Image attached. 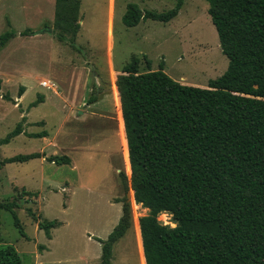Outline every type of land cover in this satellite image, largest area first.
Instances as JSON below:
<instances>
[{
	"label": "trees",
	"instance_id": "16d2710c",
	"mask_svg": "<svg viewBox=\"0 0 264 264\" xmlns=\"http://www.w3.org/2000/svg\"><path fill=\"white\" fill-rule=\"evenodd\" d=\"M173 1V8L162 13L142 11L130 3L122 23L127 28L146 20L168 23L184 4ZM204 1L228 60L220 77L210 80L207 88L182 85L164 73L163 63L152 71L146 57L145 72L139 71L140 60L133 57L116 77L129 189L134 205L150 209L138 220L144 264H264V0ZM54 3L53 35L75 48L80 1ZM34 34L26 29L19 35ZM14 35L3 33L0 48ZM96 100L90 97L87 103ZM24 121L0 145L23 133ZM44 136V132L30 135ZM41 157L16 155L0 164ZM46 161L70 164L65 155ZM119 178L128 190L124 173ZM118 202L122 207L117 225L105 240L98 239L100 264H111L114 245L131 228L130 204L125 199ZM15 208V202L0 200V212H10L24 236ZM160 212L170 214L175 227L158 222ZM28 213L47 239L61 225L56 220L38 221ZM0 264L22 263L16 250L6 246L0 249Z\"/></svg>",
	"mask_w": 264,
	"mask_h": 264
},
{
	"label": "rangeland",
	"instance_id": "374dc122",
	"mask_svg": "<svg viewBox=\"0 0 264 264\" xmlns=\"http://www.w3.org/2000/svg\"><path fill=\"white\" fill-rule=\"evenodd\" d=\"M104 1L106 0H82L80 13L84 24L73 49L67 44L59 43L52 34L54 0H0V36L6 31L15 33L14 37L0 48V140L21 122L20 114L25 111L23 107L36 101V91L46 95L50 92L36 86L38 82H35V89L27 91L20 102L22 105L14 108V101L21 87L19 81L33 82L27 79L28 77L24 79L14 74L30 70L32 73L41 74L44 79L58 80L66 86L78 88L83 83L84 75L80 71H74L76 68L73 70L67 66L68 55L72 56L74 65H79L84 63L83 58L92 49L98 52L94 54V58L97 59L87 60L91 70L94 72L98 64L104 65L106 45ZM130 3L136 4L142 11L156 13L166 12L174 6L173 0H116L112 55L117 66H123L133 57H137L140 60L139 71L142 73L147 70L144 61L146 57L151 62L153 70H158L159 64L163 63L164 73L172 80L199 88H207L210 80L220 77L226 71L228 60L221 53L216 30L207 13L208 4L204 0H184L179 15L170 26L147 20L145 24L127 28L122 23V16ZM26 29H31L35 34L26 36L28 38L17 35ZM51 30L52 33L49 32ZM144 32L150 37L148 40L140 39V34ZM37 35H44L49 41L31 39ZM87 42L94 48L89 47ZM12 61H19V67L24 69V72H14L13 68L8 66ZM84 66L86 64H83ZM50 74H53V78H50ZM90 79L93 80L92 77ZM99 93L101 91L94 85L93 94L97 97ZM89 95H86L87 101ZM7 97L12 101L7 100ZM49 114V103H46L45 107L38 105L31 110L29 120L40 121L35 119L38 117L42 119V116ZM103 123L104 120L89 115L86 120H82V123H77L74 127L77 135L75 139L81 131L83 133L90 130V134L107 131L108 127ZM100 124L103 127L99 126ZM68 127L71 129V126ZM22 129L28 132L42 130L38 126L25 127V124L22 125ZM64 143L66 142L59 138L55 141L58 149H47L46 152L48 155L53 152L57 156L66 155L60 148ZM45 147L46 143L41 140L21 134L12 138L9 143L0 145V163L16 155L39 152ZM75 153L74 151L73 155ZM94 160L104 162L107 167L112 168L116 165L120 167L117 177L108 168L95 169L92 177L86 179L92 186L89 190H82L75 184V173L68 166H56L42 159L0 164V200L16 203L17 208L14 212L24 233L22 236L19 228L15 227L12 214L2 210L0 249L6 246L13 247L22 264H100L101 246L98 239L107 238L121 215V205L110 203L111 196L118 193V197L113 198L114 202H118L127 200L129 192L131 228L114 245L111 264H141L136 245L135 224L139 219L149 215L150 209L140 204L134 205L133 194L129 189V166L127 168L128 164L123 163L122 157L121 159L99 157L98 160L92 157L91 161ZM121 172L126 176L128 190L121 184L119 178ZM99 181L103 186L97 188L96 183ZM67 183L69 186L64 189ZM26 192L32 195L29 196ZM28 211H31L38 221L56 220L61 223L54 233L52 242L48 241L43 230L38 229L36 221ZM156 220L163 226L175 227L168 213H158Z\"/></svg>",
	"mask_w": 264,
	"mask_h": 264
},
{
	"label": "crops",
	"instance_id": "0c3cea01",
	"mask_svg": "<svg viewBox=\"0 0 264 264\" xmlns=\"http://www.w3.org/2000/svg\"><path fill=\"white\" fill-rule=\"evenodd\" d=\"M79 1H80V8H81L82 0H79ZM104 3H106L105 5L106 45H105V51H104L105 54L103 56L105 60L104 65L100 66V64H98L97 67L95 65L97 69L94 72L91 70L90 66L88 65L87 60L97 59V57L94 58V54L98 52V51H92V49H90L88 53L89 55L87 54L83 58L84 60L82 61L84 63H81L79 65H76V64L74 65L72 63V56L68 55L66 57L67 66L72 68L73 70L76 68L74 71H80L81 74L84 75L82 85H80L78 88L66 86V84L62 83L61 81L60 82L58 80L50 81V80L44 79L45 77H42L41 74L36 73V72L32 73L30 72V70L29 71L27 70L25 73L14 74L16 77L19 76L20 78H24V79L28 77L27 79L33 80V82L32 81L24 82L23 80L19 81L20 82L19 84L21 85V87L19 88V94L20 92L21 94L20 95L18 94V97H16L14 101V105H13L14 108L22 105L20 104V102L23 101V98L25 97V94L27 91L35 89L34 88L35 82H38L36 86L48 89L50 91L49 94L47 95L44 94L43 92L36 91V98H37L36 101L29 103L27 107L24 106L23 108L25 109V111L23 114H20L21 115L20 118L21 119L24 118L25 120L24 121L25 127L38 126V127H41L42 130L38 132H28L27 130H23V133L21 134L25 135L26 137L33 138V137H30V135L40 134L43 132L46 133V136L44 137L33 138V139H39L42 142L46 143V147L44 150H40L39 152H33V153H40L44 155V157H41L38 159H42L45 161H46V158L49 156H57V155H54V152L51 155H48V153L46 152L47 149H55V150L58 149L55 146V141L57 139L60 138L64 142H66L64 143V146L60 147L61 152L63 154H66L65 156L70 158V164L66 166H68L70 170L73 173H75L74 182L82 190H89L90 188H92V186L88 184L90 181L86 179L91 178L93 171L97 168H99V170H102L103 168L104 169L108 168L117 177V172L120 166L116 165L115 167H112V168L109 166L107 167V164L105 165L104 162L102 161H95V160L91 161L92 157H95V159L97 160L99 157L106 158V159H108L109 157L110 158L119 157V159H121L122 157L123 163L128 164L126 147H125L127 145V140H126V134H125V129H124V123H123V128H122L123 118H122V113H121L120 101L118 103L119 94L116 88V77L118 74H120L121 69L126 64L123 66H117L113 61V55H112L113 48H114L113 31H114V15H115V9H116V0H106L104 1ZM79 16H80V20H79V25H80L79 32H80L84 24V19H83L82 14L80 13V9H79ZM174 19H172L168 23H162V24L170 26L173 23ZM144 22L145 21H141L139 24H145ZM149 26L150 25H148V27ZM146 32L140 34L139 36L140 39L148 40L147 38H150L146 35ZM51 33H52V30H51ZM25 38H28V37L25 36ZM31 39H34V40L38 39L41 42L49 41V38L45 37L44 35H37ZM75 44H76V39H75ZM87 45L89 47L92 46L94 48V46L90 42H87ZM83 64H86V66L83 67ZM8 66L12 67L14 72H22V71L24 72V69L19 67V61H16V62L12 61L9 63ZM151 70L156 71V70H153L152 68ZM91 77L93 80L91 79L89 80V78ZM97 77H99V79L102 81L101 85L98 84ZM50 78H53V74H50ZM41 82H46L47 86L42 87L40 85ZM94 85H96V87L102 88V90H99L101 91V93H99L97 97L93 94ZM88 94H90L89 95L90 97H96L97 100L91 104L87 103L86 95ZM90 97H88V99ZM9 100L12 101V99H9ZM34 103H36L35 106H32V104ZM46 103H49L50 114L48 116H42L43 117L42 119H40V117L35 119V120H40V121L31 122L29 120V115L31 113V110L33 108H36L38 105L45 107ZM95 107L97 109H95ZM89 115L96 117L98 120H101V121L104 120L103 124H105L108 127V130L107 131L104 130V131L97 132L94 134H90L91 133L90 130H86L83 133L81 131L79 133V136L75 139L77 135H76L74 127L76 126L77 123H82V120H86V117H88ZM68 126H71V129ZM99 126L103 127L102 124H100ZM123 132H124V136H123ZM74 151L76 152L75 155H73ZM127 168H128V165H127ZM96 184H97L96 185L97 188H100L103 186L102 184H100V181ZM68 186L69 185L67 183V185L63 188L65 189ZM68 189L69 188H67V190ZM116 197H118V193L116 195L113 194L111 196L110 203L112 202L113 205H116V206L117 204H120L122 207L121 203L113 201V198H116ZM135 228H136L135 229L136 230V245H137V249L139 252L141 264H143L144 262H143L137 221L135 224ZM56 230L57 228L51 230L50 232L51 239H48V241L52 242V238Z\"/></svg>",
	"mask_w": 264,
	"mask_h": 264
},
{
	"label": "water",
	"instance_id": "95a60500",
	"mask_svg": "<svg viewBox=\"0 0 264 264\" xmlns=\"http://www.w3.org/2000/svg\"><path fill=\"white\" fill-rule=\"evenodd\" d=\"M49 32L51 33V31H49ZM97 80H98V84L101 85L102 81L99 79V77H97ZM129 200H130V194L128 192V194H127V202H129Z\"/></svg>",
	"mask_w": 264,
	"mask_h": 264
},
{
	"label": "built area",
	"instance_id": "2783aa9c",
	"mask_svg": "<svg viewBox=\"0 0 264 264\" xmlns=\"http://www.w3.org/2000/svg\"><path fill=\"white\" fill-rule=\"evenodd\" d=\"M40 85H41L42 87H46V86H47V83H46V82H41Z\"/></svg>",
	"mask_w": 264,
	"mask_h": 264
},
{
	"label": "flooded vegetation",
	"instance_id": "af4514ba",
	"mask_svg": "<svg viewBox=\"0 0 264 264\" xmlns=\"http://www.w3.org/2000/svg\"><path fill=\"white\" fill-rule=\"evenodd\" d=\"M97 90L99 91V90H102V88L101 87H97Z\"/></svg>",
	"mask_w": 264,
	"mask_h": 264
}]
</instances>
